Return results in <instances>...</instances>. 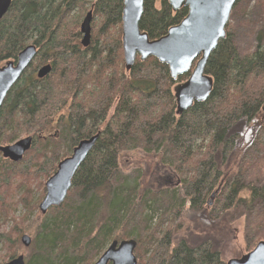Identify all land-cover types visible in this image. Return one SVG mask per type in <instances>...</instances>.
Segmentation results:
<instances>
[{
    "label": "trees",
    "instance_id": "16d2710c",
    "mask_svg": "<svg viewBox=\"0 0 264 264\" xmlns=\"http://www.w3.org/2000/svg\"><path fill=\"white\" fill-rule=\"evenodd\" d=\"M123 6V0H14L0 23V68L26 47L37 48L0 109V147L33 139L19 163L0 154V264L19 256L26 264H95L111 243L125 240L137 242L138 264H227L214 231L176 239L185 215H205L215 227L247 213L246 253L264 240V215L257 216L264 211V175L252 176L264 165V35L243 55L229 24L205 67L213 81L209 99L179 116L174 87L191 73L174 81L155 58L137 59L126 71ZM89 12L91 44L83 48L80 25ZM187 15L168 0H144L140 29L157 40ZM48 65L50 75L38 79ZM99 133L64 204L42 216L46 181L81 141ZM136 151L159 158L176 185L152 191L142 188L140 171L125 175L120 156ZM26 233L29 251L20 241Z\"/></svg>",
    "mask_w": 264,
    "mask_h": 264
},
{
    "label": "water",
    "instance_id": "95a60500",
    "mask_svg": "<svg viewBox=\"0 0 264 264\" xmlns=\"http://www.w3.org/2000/svg\"><path fill=\"white\" fill-rule=\"evenodd\" d=\"M13 1L0 0V23L9 12ZM168 1L174 12L187 8L188 15L179 25L170 28L166 35L152 41L140 29L144 0H123L122 44L126 71L131 70L139 57L141 62L155 58L161 64L167 65L174 81L191 73L186 82L174 87L177 115L181 116L194 103L207 101L212 93L213 81L205 74V67L218 44L227 37L226 28L238 0ZM92 20V12H89L80 25V44L83 48H88L91 44ZM36 55L37 48L34 45L28 46L19 54L16 62H8L0 68V109ZM51 72L50 65L43 67L38 71V79L46 78ZM99 138L100 133L81 141L72 155L58 164L55 174L45 183V197L39 206L42 216L50 209L64 204L76 173ZM32 144V137H27L13 145L1 146L0 154L5 160L19 163L31 150ZM214 196L215 193L212 200ZM20 240L24 247L31 246L32 240L28 235L22 236ZM136 248L137 242L134 240L114 241L95 264H138ZM6 264H26V261L23 256H19ZM227 264H264V241L258 243L250 253L240 259H231Z\"/></svg>",
    "mask_w": 264,
    "mask_h": 264
},
{
    "label": "rangeland",
    "instance_id": "374dc122",
    "mask_svg": "<svg viewBox=\"0 0 264 264\" xmlns=\"http://www.w3.org/2000/svg\"><path fill=\"white\" fill-rule=\"evenodd\" d=\"M229 24L231 25L230 33L237 43L241 54L246 55L255 51L259 44V37L264 35V0H241L240 7ZM137 59L140 58L138 57ZM262 113H264V110ZM51 131V134L55 132L54 127ZM120 165L125 175L135 170L140 171V181L143 189L158 191L165 187L172 189L176 185L177 178L160 164L159 158L145 155L140 151L122 154L120 156ZM262 167L258 172L252 173L255 179L257 177L262 178V175H264L261 173L264 165ZM247 196L246 194L244 198ZM212 205L210 202L209 209H211ZM263 215L264 211H258V217L261 218ZM156 221L157 218L154 220V223ZM216 226L221 228L217 229L215 228ZM10 227L11 223H8L5 224L3 229L10 231ZM215 227L212 223L208 222L205 215H195L194 217L185 215L183 219L177 221L174 234L177 240L187 239L193 241L203 231L208 233L214 231L215 234H218L217 240L223 260L227 262L231 259H240L251 252L246 253L252 233L247 213L235 214L231 222L221 221L216 223ZM24 235H28L32 240L31 233ZM21 246L23 249L29 251L30 247L26 248L22 243ZM28 251L27 253H23V255H28Z\"/></svg>",
    "mask_w": 264,
    "mask_h": 264
}]
</instances>
